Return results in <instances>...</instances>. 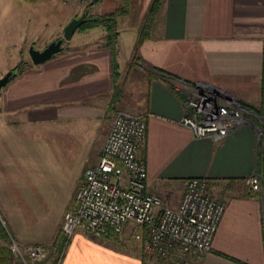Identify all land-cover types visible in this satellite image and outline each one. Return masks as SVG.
Returning <instances> with one entry per match:
<instances>
[{
    "label": "crops",
    "instance_id": "obj_1",
    "mask_svg": "<svg viewBox=\"0 0 264 264\" xmlns=\"http://www.w3.org/2000/svg\"><path fill=\"white\" fill-rule=\"evenodd\" d=\"M48 1L50 8L39 12L55 13L60 28L85 7L88 15L115 12L114 54L105 44L104 27H77L70 37L75 36L74 41L60 52L7 79L0 91V116L4 127L15 132L5 130L0 140L24 141L28 126L43 116L52 130H70L66 136H73L82 147L80 155L86 156L65 212L84 170L98 158L113 113L122 109L141 114L146 129L138 157L148 189L162 197L163 205L172 206L186 179L204 178L212 197L224 205L210 250L198 258L185 256L187 264H239L217 253L245 264H264V151L262 160L256 156V142L264 138V0H159L151 15L153 0L94 1L84 7L81 0H63L65 7L60 0ZM29 37L24 44H32L35 33ZM197 82L217 86L248 107L249 124L217 140L193 137L178 119L183 114L182 91ZM116 85L120 96L108 109ZM21 127L22 133L17 132ZM13 154L15 172L0 165L1 188L10 185L8 179L21 177L25 156L21 148ZM31 163L28 173L36 179L43 166ZM252 174L260 180L254 192L244 183ZM131 225H125L122 241L75 229L65 237L56 264H153L141 255ZM55 230L21 247L45 244Z\"/></svg>",
    "mask_w": 264,
    "mask_h": 264
},
{
    "label": "built area",
    "instance_id": "obj_2",
    "mask_svg": "<svg viewBox=\"0 0 264 264\" xmlns=\"http://www.w3.org/2000/svg\"><path fill=\"white\" fill-rule=\"evenodd\" d=\"M94 1L104 0H81L83 5ZM182 94L178 123L195 138L217 140L250 122L245 117L248 107L210 83H192ZM145 129L143 115L122 109L113 113L98 158L84 170L60 230L65 237L82 229L119 241L125 225L132 222L140 228L132 236L143 255L187 264L185 256L198 258L210 250L224 205L212 197L208 181L198 177L184 181L175 205H163L162 197L146 186L144 163L138 157ZM244 183L251 192L260 189L257 175L247 176ZM9 250L15 261L33 264L46 258L49 247L39 243L21 247L10 238Z\"/></svg>",
    "mask_w": 264,
    "mask_h": 264
},
{
    "label": "rangeland",
    "instance_id": "obj_3",
    "mask_svg": "<svg viewBox=\"0 0 264 264\" xmlns=\"http://www.w3.org/2000/svg\"><path fill=\"white\" fill-rule=\"evenodd\" d=\"M48 2V0H0V29L4 28V34H0V72L3 69L1 75L16 65L20 59L31 63L27 55L29 45L40 50L50 41L61 37L62 28L54 22L55 13L51 14L47 10L39 12L41 7H48ZM60 2L63 3V0ZM61 3V7H65L64 3ZM81 5L85 6L82 3ZM77 13L76 10L75 14ZM7 27L10 28V33ZM31 33H35L33 43L24 44ZM12 37L17 38V41L13 43ZM74 37L72 40H63L62 46L72 43ZM46 118L48 117L43 116L42 119H38L37 125L28 126L25 140L20 143L16 138L11 142L0 140V143L4 144V146L0 144V165L7 166L9 170L17 166V157L13 151L17 153L20 148L21 154L25 156L22 159L26 160L25 164H22L26 172L21 170L19 179H8L10 181L8 187L3 183L5 182L3 175L2 188L0 187V200L3 202L0 203V224L7 228L19 246L33 239L46 238L55 229L60 228L63 209L70 200L75 179L81 174V166L86 156L80 155L82 147L77 144L78 141L71 135L66 136L70 130L67 128H63L64 131L60 129L59 132L56 128L52 130ZM2 121L3 117L0 116V134L5 130L15 132L6 129ZM22 129L23 127L21 130L18 128L17 132H21ZM11 159H15V162ZM32 160L42 163L43 166L36 179L28 173ZM129 228L133 232L139 231L134 225ZM122 240L121 236L120 241ZM141 255L153 264L167 260L146 257L143 253ZM172 261L174 264H181L176 260Z\"/></svg>",
    "mask_w": 264,
    "mask_h": 264
},
{
    "label": "trees",
    "instance_id": "obj_4",
    "mask_svg": "<svg viewBox=\"0 0 264 264\" xmlns=\"http://www.w3.org/2000/svg\"><path fill=\"white\" fill-rule=\"evenodd\" d=\"M158 3H159V0H153L152 5L150 7V11H149L150 15L157 8ZM85 8L82 11L84 21L78 26V29L91 28V27H96V26L104 27L105 44L110 48V50L112 51V54H114V45H115V36H116V32H115L116 13L114 12V13H107V14L88 15L86 13ZM140 41H141V35L140 37L137 38L135 47L139 44ZM28 64H29L28 60L20 59V61L16 65H14L12 68L9 69L11 70V75L9 76V78H12L14 75L20 73L24 69V67ZM153 70H155L156 72L162 75H168L166 74V72H164L163 70L159 68L153 67ZM120 91H121L120 87H118L117 85L114 86V91H113L112 98L108 106V109H111L112 105L115 104V102L118 100L120 96ZM263 139L264 138H258L256 142V156L258 160L263 159V151H264ZM10 238L13 239V237L11 236L7 228H4L0 224V264H21L14 260V257L9 250ZM64 242H65V236L60 230V228H58L56 230L55 235L51 238L50 242L43 244L49 247V252L46 258L41 262H36L33 264H56ZM217 254L233 262H236L239 264H245L227 255H224L221 253H217Z\"/></svg>",
    "mask_w": 264,
    "mask_h": 264
},
{
    "label": "water",
    "instance_id": "obj_5",
    "mask_svg": "<svg viewBox=\"0 0 264 264\" xmlns=\"http://www.w3.org/2000/svg\"><path fill=\"white\" fill-rule=\"evenodd\" d=\"M84 21L83 14L69 19L62 27V35L60 38L50 41L42 49L33 48L32 45L27 47V55L33 65H38L50 59L53 55L60 52L62 49V41L69 40L74 30ZM11 75V70H7L0 76V88L5 84L6 80Z\"/></svg>",
    "mask_w": 264,
    "mask_h": 264
}]
</instances>
